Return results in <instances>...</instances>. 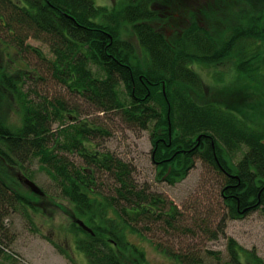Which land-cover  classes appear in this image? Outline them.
I'll list each match as a JSON object with an SVG mask.
<instances>
[{"label":"trees","instance_id":"1","mask_svg":"<svg viewBox=\"0 0 264 264\" xmlns=\"http://www.w3.org/2000/svg\"><path fill=\"white\" fill-rule=\"evenodd\" d=\"M164 1L122 0L116 9L95 0H0V158L33 182L45 174L54 192L42 189L44 197L73 205L74 254L53 242L71 264H152L135 237L176 264H201L153 243L152 231L180 229L177 208L140 186L130 163L96 147L110 132L83 116L77 99L148 131L159 181L184 180L200 160L223 178L231 218L264 212V0H211L204 21L191 0L189 8L172 0L189 23L164 24L169 36L154 26ZM225 63L232 79L215 73L217 92H207L197 65ZM11 182L0 170V264L24 262L6 221L35 217ZM239 249L229 239L227 264H241ZM248 262L264 264L250 253Z\"/></svg>","mask_w":264,"mask_h":264},{"label":"rangeland","instance_id":"2","mask_svg":"<svg viewBox=\"0 0 264 264\" xmlns=\"http://www.w3.org/2000/svg\"><path fill=\"white\" fill-rule=\"evenodd\" d=\"M121 1L95 0L97 5L116 9L120 7ZM210 1L191 0L189 4L194 12H199V19L204 21L205 15L201 11L207 10ZM183 3L185 8H189L187 0ZM156 4L158 11H156L157 19L154 26L157 30L163 31L164 35L169 36L172 31L170 27L165 28L164 24L171 27H183L189 23L188 18H185L182 10L178 11L177 4L172 0ZM29 44L39 49L42 48L45 52L48 51V48L40 41L31 39ZM196 69L206 84L207 92L209 86H211L212 93L217 92L213 89L219 81L215 73L225 75L227 81L232 79L233 67L229 63L216 67L197 65ZM49 85L51 89L54 87V84ZM237 98L234 99L239 103H243L246 99L243 94L237 95ZM77 101L83 113L87 112L83 116L107 128L110 132L96 140L98 143L96 147L110 152L114 157L116 156L115 158L130 163L134 169V180L140 186L147 185L156 194L162 196L169 207L173 205L177 208L180 229L167 232L157 229L152 231L148 236L153 243L164 245L169 252L192 254L201 261V264H227L231 261L227 245L229 239H233L240 247L241 264H249V253L264 261V212L260 208L243 218H231L221 194L223 178L212 167L200 160L196 161L195 167L189 171L184 180L174 185L159 181L156 165L151 159L152 142L148 131L127 125L120 120L119 114L92 111L87 104H83L84 101L78 99ZM250 120L259 122L261 118L254 117ZM5 166L7 163H2L0 158V170L9 171L13 179L10 185L29 198L32 216L35 215L33 216L34 223L22 214L12 216L6 221V225L11 230L10 235L13 236L16 233L12 251L24 259V262L20 264H71L53 242L62 245L64 249L67 247L70 249L69 252L74 254L71 246H74L75 240L72 227L73 217H75L73 205L68 201L42 197L33 193L19 179L20 172ZM33 169H37V165H34ZM102 180L104 186H110L109 180L106 178ZM34 182L41 189L54 192L47 176L41 172L36 173ZM149 240L133 238V241L145 250L150 263L176 264L174 259L159 252ZM132 261H135L133 257L126 259L127 264H136ZM82 264L88 263L83 261Z\"/></svg>","mask_w":264,"mask_h":264},{"label":"water","instance_id":"3","mask_svg":"<svg viewBox=\"0 0 264 264\" xmlns=\"http://www.w3.org/2000/svg\"><path fill=\"white\" fill-rule=\"evenodd\" d=\"M21 179L31 189V191L33 193H35V194H37L39 196H42V197L45 196L44 191L35 182L31 181L30 179H28V178H26V177H24L22 175H21ZM76 222L79 225H81L82 227H84L85 229H87L88 231H92V230H90L89 227H87L85 225V223L82 220L77 219Z\"/></svg>","mask_w":264,"mask_h":264},{"label":"flooded vegetation","instance_id":"4","mask_svg":"<svg viewBox=\"0 0 264 264\" xmlns=\"http://www.w3.org/2000/svg\"><path fill=\"white\" fill-rule=\"evenodd\" d=\"M19 179H21V174L18 175ZM22 180V179H21ZM76 220V219H75Z\"/></svg>","mask_w":264,"mask_h":264}]
</instances>
